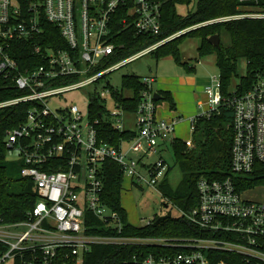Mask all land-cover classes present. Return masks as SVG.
I'll list each match as a JSON object with an SVG mask.
<instances>
[{
	"label": "built area",
	"instance_id": "built-area-1",
	"mask_svg": "<svg viewBox=\"0 0 264 264\" xmlns=\"http://www.w3.org/2000/svg\"><path fill=\"white\" fill-rule=\"evenodd\" d=\"M240 1L238 13L193 28L264 18V0ZM165 2L30 0L23 4L0 0V111L10 109L23 118L7 131L6 145L15 154L11 160L21 163L22 176L37 195L26 219L8 223L0 218V264H68L65 259L83 264L85 253L102 243L156 246L146 256L134 255V264H232L231 254L240 255L246 264H264V200L245 199L247 189H239L233 176L202 178L198 206L181 213L204 236L138 239L94 233L99 228L117 233L123 229L119 211L105 200L107 163L117 162L135 185L158 184L169 166L162 156L153 164L148 158L178 138L176 127L182 117L159 115L154 76L142 78L146 87L133 111L114 98L117 89L113 87L91 97L90 106L95 101L101 105L99 118H92L90 107L85 118L77 104L58 107L53 102L64 93L99 82L190 30L192 27L121 58L125 43L119 37L161 33ZM44 21L59 28L67 47L41 43ZM205 92L207 99L199 106L202 113L189 118L192 133L199 117H210L224 101L219 76H214ZM109 102L114 110H109ZM227 102L234 111L231 170L234 176H247L257 162L264 163V72L250 90L234 94ZM101 121L132 135L118 144L106 141L97 127ZM186 144L192 147V138Z\"/></svg>",
	"mask_w": 264,
	"mask_h": 264
},
{
	"label": "trees",
	"instance_id": "trees-1",
	"mask_svg": "<svg viewBox=\"0 0 264 264\" xmlns=\"http://www.w3.org/2000/svg\"><path fill=\"white\" fill-rule=\"evenodd\" d=\"M29 3L30 0H18ZM194 0H166L163 10L162 31L158 35L130 34L121 36L120 42L125 43L121 58L151 44L159 39L171 36L181 30L191 28L186 33L168 41L154 52L158 57L173 56L175 61L187 67L190 72L195 71L187 61H184L181 44L187 37L199 39L198 52L200 57L216 55V65L219 69L221 81V93L224 101L218 111L210 117L201 116L196 123L193 132V146L189 147L186 140L176 138L171 144L174 148L177 163L183 171V178L177 188H173L167 178L160 182L159 188L166 204L178 211L190 212L198 206V182L202 178L225 179L233 176L239 189H250L264 186V163L257 162L254 170L247 176H234L231 170V144L232 122L234 118L233 108L228 104V99L234 94L242 95L252 88L258 75L264 72V18L261 19H236L223 22H215L207 25L193 26L206 21L233 15L240 11L243 4L240 0H195V8L186 15L177 11V5L190 4ZM45 32L42 34L41 43L55 48L67 47V42L61 37L59 28L54 24L44 21ZM219 35L221 46H215L210 37ZM229 35L230 44L224 43V37ZM31 48V46H30ZM119 60V59H116ZM246 60L247 72L239 74V63ZM30 65V64H29ZM240 77V82L235 91L231 90L232 80ZM142 78L137 75H128L123 78L121 90L113 92L116 100H119L127 109L133 111L137 108L145 89ZM162 98L157 102L166 100L170 109H176V101L171 91L160 90ZM92 118L101 117V105L95 101L90 106ZM10 109L0 111V218L4 222H17L27 218V213L37 200L31 183L22 176V165L19 161H8V147L6 145L7 131L16 126L23 118L15 115ZM99 135L106 141L118 144L122 138L131 137V131L123 132L115 130L110 123L101 121L97 125ZM108 172L105 178V200L117 209L123 221L121 233L99 228L96 234L113 236L123 235L138 239L160 237H201L204 232L191 223L182 214L163 220L155 225L159 216L148 225L133 224L128 217L127 210L122 206V189L125 176L119 164L115 161L107 163ZM170 171V167L167 172ZM16 182H21L23 188L17 189ZM15 184V185H14ZM165 204V205H166ZM97 226H103L99 220H94ZM154 245L130 244H95L85 253L83 264H134V255H148L156 249ZM228 258V256H225ZM231 257V258H230ZM232 264H246L242 257L231 254ZM68 264H77L72 259H65ZM19 264V263H17Z\"/></svg>",
	"mask_w": 264,
	"mask_h": 264
},
{
	"label": "rangeland",
	"instance_id": "rangeland-1",
	"mask_svg": "<svg viewBox=\"0 0 264 264\" xmlns=\"http://www.w3.org/2000/svg\"><path fill=\"white\" fill-rule=\"evenodd\" d=\"M194 8L195 0L190 4L182 3L177 5V11L182 15H186ZM223 40L226 45L231 43L229 35L224 37ZM199 43L198 38L187 37L180 46L184 61H187L191 67H195L194 72H190L186 66L177 63L173 56L158 57L156 52H150L106 74L99 82L64 93L60 99L53 103L58 107L75 103L83 111L86 118L89 115L91 97L97 91H104L108 87L121 90L124 76L137 75L141 78L154 76L157 79L155 82V90H161L164 87L171 89L178 103V109L172 111L183 114V119L177 124L176 135L183 139L193 138L189 117L202 113L203 109L199 106L200 103L207 99L206 87L213 83L214 76H219L216 55L212 54L200 57L198 52ZM246 72L247 63L246 60H242L239 63V74L243 76ZM240 80V77H235L232 80V91L236 90ZM101 102L103 101L101 100ZM161 105L166 107L168 101L162 100ZM108 107L109 110H114L115 108L113 103L110 102L108 103ZM133 116V114L130 115V119L128 120L129 124H132ZM133 127L131 126V128ZM14 156L15 154L8 149L6 159L10 161ZM161 156L170 167V171L167 172L169 183L173 188H177L182 181L183 171L176 161L173 146L169 144L161 147L159 153L149 157L148 161L153 164ZM144 173L147 172L144 171ZM163 179L164 177H161L160 182ZM160 182L154 186L143 184L140 187L133 183L132 178L125 176L122 189V206L127 210L129 220L133 224L145 225L148 219L168 213L169 210L165 205L166 200L163 198L159 188ZM15 184L18 190L23 188L21 182H16ZM243 196L247 200L256 202L263 201L264 186L247 189L243 193ZM181 213L182 211L173 209L175 216H179ZM6 264L14 263L13 261H9Z\"/></svg>",
	"mask_w": 264,
	"mask_h": 264
},
{
	"label": "water",
	"instance_id": "water-1",
	"mask_svg": "<svg viewBox=\"0 0 264 264\" xmlns=\"http://www.w3.org/2000/svg\"><path fill=\"white\" fill-rule=\"evenodd\" d=\"M210 41L217 47L221 46V40L219 35H213L210 37ZM155 97L157 100H160L162 98V95L160 92L155 93ZM167 209L169 210L166 215L159 216L157 220L155 221V225L160 224L163 220L167 219L168 217H171L173 215V208L166 204Z\"/></svg>",
	"mask_w": 264,
	"mask_h": 264
},
{
	"label": "crops",
	"instance_id": "crops-1",
	"mask_svg": "<svg viewBox=\"0 0 264 264\" xmlns=\"http://www.w3.org/2000/svg\"><path fill=\"white\" fill-rule=\"evenodd\" d=\"M161 90H168V91H171V89H169V88H167V87H164V88H162ZM158 91H160V90H158ZM172 92V95H173V97H174V99H175V101H176V97H175V95H174V93H173V91H171ZM176 109H178V103H177V101H176ZM158 113H159V115L161 116V117H164V118H170V117H175V116H180V117H182V119H183V114H180V113H174L173 111H172V109H170V106H169V103H168V105L166 106V107H163L162 105H161V102L159 103V105H158ZM194 116V115H193ZM191 117V116H190ZM189 117V118H190ZM178 138H182V137H180V136H177ZM183 139V138H182ZM185 140H187V139H185Z\"/></svg>",
	"mask_w": 264,
	"mask_h": 264
}]
</instances>
